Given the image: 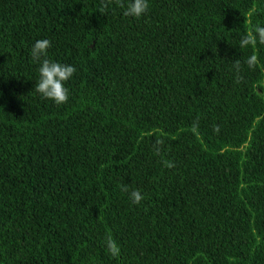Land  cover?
<instances>
[{
	"label": "trees",
	"instance_id": "trees-1",
	"mask_svg": "<svg viewBox=\"0 0 264 264\" xmlns=\"http://www.w3.org/2000/svg\"><path fill=\"white\" fill-rule=\"evenodd\" d=\"M105 2L0 0V264H264V0Z\"/></svg>",
	"mask_w": 264,
	"mask_h": 264
},
{
	"label": "clouds",
	"instance_id": "clouds-1",
	"mask_svg": "<svg viewBox=\"0 0 264 264\" xmlns=\"http://www.w3.org/2000/svg\"><path fill=\"white\" fill-rule=\"evenodd\" d=\"M112 2L113 0H106V2L103 3V7L106 8L108 4ZM115 3L125 9L123 15L127 17L140 18L142 15L146 14L149 9L148 0H128L126 5L124 0H115ZM257 41H259L260 44H264V26L257 25L254 30L249 31L247 35L243 36L240 41V47H254ZM51 46L50 40L40 39L32 46L31 56L35 62H40V78L36 84V91L44 98L50 99L59 105L66 103L69 99V89L65 87V82L72 78L73 74L76 72V68L72 65L54 62L46 58L47 50ZM245 63L249 68H254L258 63V58L253 54L246 59ZM233 67L236 72L239 73L241 67L240 61L236 60L233 62ZM240 80L241 77L237 76V83H239ZM165 166L172 168L175 165L172 162L166 161ZM122 190L128 191L127 187L123 186ZM130 198L134 204H139L144 199V196L139 190H132L130 192ZM106 249L113 257L120 254L119 246L111 237H108L106 240Z\"/></svg>",
	"mask_w": 264,
	"mask_h": 264
}]
</instances>
